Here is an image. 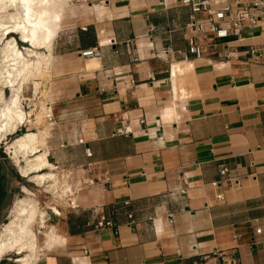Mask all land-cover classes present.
I'll use <instances>...</instances> for the list:
<instances>
[{"label":"crops","instance_id":"crops-1","mask_svg":"<svg viewBox=\"0 0 264 264\" xmlns=\"http://www.w3.org/2000/svg\"><path fill=\"white\" fill-rule=\"evenodd\" d=\"M64 1L41 150L71 189L36 264H264L263 21L218 37L181 0Z\"/></svg>","mask_w":264,"mask_h":264},{"label":"bare ground","instance_id":"bare-ground-1","mask_svg":"<svg viewBox=\"0 0 264 264\" xmlns=\"http://www.w3.org/2000/svg\"><path fill=\"white\" fill-rule=\"evenodd\" d=\"M64 5V0H0V142L31 121L32 113L23 105V90L35 74L43 73L50 56L29 44H47L60 26ZM6 88L10 89L9 96ZM47 135L48 129L28 131L7 143V149L16 157L24 176L46 191L66 196L71 187L58 176L48 150H41L46 146ZM24 191L31 193L26 187ZM27 196L16 200L9 220L0 226V262L6 258L19 264H36L46 250L65 242L56 228L46 222L47 211L40 208L37 199ZM51 209L60 214L56 207ZM36 223L44 234L42 254L38 250Z\"/></svg>","mask_w":264,"mask_h":264},{"label":"rangeland","instance_id":"rangeland-1","mask_svg":"<svg viewBox=\"0 0 264 264\" xmlns=\"http://www.w3.org/2000/svg\"><path fill=\"white\" fill-rule=\"evenodd\" d=\"M15 37L19 38L18 36H15ZM51 38H52V36L50 37V39L48 38L49 42L51 41ZM19 45H20V47L24 46L21 41H19ZM29 46L31 48L35 49L36 51H39V52L45 53V54H47L45 50L46 49L48 50V48H49L47 45L37 47V45H34L32 43H30ZM47 67L48 66H46L44 68L43 73L35 74L31 78V81L29 80V83L33 82L34 85L37 82L35 85V91H36L35 96H33L32 90H29L31 87V86H29V83H27V85H25L24 90H23L24 97H25V99L27 98L26 100L24 99L23 105H24V108L26 111L32 113V116H33L32 122H26L23 126L19 127V129L17 130L16 133L8 135V137L6 139H4L2 142H0V152L2 151V153L5 154V157L0 159V164L3 166L4 171H6L8 174V177L10 179L9 183H10L11 187L16 189L14 191V193L12 194V196L10 197V199L8 201V205L5 207L4 212H3L2 216L0 217V220H1L0 226L4 222L9 220L10 211L13 208L16 200L18 198H22L24 196H27L26 194H28L27 197H34L35 200L37 199L40 208L42 210L47 211L46 222H48V225H53L55 227V225H54L55 221L53 219V216L54 215L55 216L61 215V210H62L61 202L67 196V195L62 196L59 194L55 195L54 192L46 191L45 190L46 188L37 184V182L32 180L30 177H25V176L21 177L22 172L20 170L19 162H16L17 161L16 157L7 149V145H6L7 143L12 142L14 140V138H16L18 135H21V134L26 133L28 131L38 132V131H41L43 129H49L47 126L41 127L44 123H46L45 120H46V115H47V107H46V103H45L46 102L45 94L43 91H41V89H39L40 86L42 85V81L46 77ZM37 79H39V80H37ZM5 91H6V95L9 96L11 93L10 89L6 88ZM33 109H34V111H33ZM25 187L29 191L31 190V193H26L24 191ZM51 207H56L60 211V214H58L53 209H51ZM35 228L39 234L38 235V244H39L38 250L42 254L43 252L41 250H43V247H44L43 246L44 245V234L42 232H40V230L43 231V229L38 228L37 223L35 225ZM15 256H16L15 254H12V257H15ZM0 263L19 264V263H16L14 261H9L6 258L4 260H2Z\"/></svg>","mask_w":264,"mask_h":264},{"label":"built area","instance_id":"built-area-1","mask_svg":"<svg viewBox=\"0 0 264 264\" xmlns=\"http://www.w3.org/2000/svg\"><path fill=\"white\" fill-rule=\"evenodd\" d=\"M181 1L182 3L189 4L191 7L192 13L187 28L192 32L203 31L205 27H208L211 31H214L218 37H227L229 34L240 36L244 21L256 24L261 20L263 21L264 27V0H235L239 6L236 11V16L233 18L228 17L233 9V6L228 2L220 3L219 0ZM198 13H205L206 19H198L196 16ZM225 22H229V25L226 26L224 24ZM188 53L195 55L196 58L202 57L203 47L194 41V37L191 38ZM81 55L87 58L98 57L101 56V51L96 48H89L83 50ZM220 174L221 180L231 178L229 170L225 166L221 167ZM108 181L109 179L106 181L103 189L107 187L106 184ZM219 197L223 198L222 195H219ZM98 226L100 228L108 227L110 226V222L102 220L98 223ZM257 232H261V228H258Z\"/></svg>","mask_w":264,"mask_h":264},{"label":"trees","instance_id":"trees-1","mask_svg":"<svg viewBox=\"0 0 264 264\" xmlns=\"http://www.w3.org/2000/svg\"><path fill=\"white\" fill-rule=\"evenodd\" d=\"M9 177L3 166L0 164V213L4 207L8 205L10 199L9 190Z\"/></svg>","mask_w":264,"mask_h":264}]
</instances>
